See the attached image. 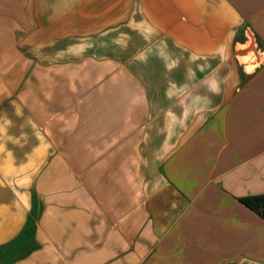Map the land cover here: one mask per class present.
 Segmentation results:
<instances>
[{
	"label": "crops",
	"instance_id": "crops-1",
	"mask_svg": "<svg viewBox=\"0 0 264 264\" xmlns=\"http://www.w3.org/2000/svg\"><path fill=\"white\" fill-rule=\"evenodd\" d=\"M264 0H0L2 264H264Z\"/></svg>",
	"mask_w": 264,
	"mask_h": 264
},
{
	"label": "trees",
	"instance_id": "trees-1",
	"mask_svg": "<svg viewBox=\"0 0 264 264\" xmlns=\"http://www.w3.org/2000/svg\"><path fill=\"white\" fill-rule=\"evenodd\" d=\"M242 202L255 210L261 217L264 218V195L252 196L242 199ZM6 249L5 246L0 247V263L4 262V259L8 257L10 251H6L3 253L2 250Z\"/></svg>",
	"mask_w": 264,
	"mask_h": 264
},
{
	"label": "water",
	"instance_id": "water-1",
	"mask_svg": "<svg viewBox=\"0 0 264 264\" xmlns=\"http://www.w3.org/2000/svg\"><path fill=\"white\" fill-rule=\"evenodd\" d=\"M0 264H2V263H0Z\"/></svg>",
	"mask_w": 264,
	"mask_h": 264
}]
</instances>
